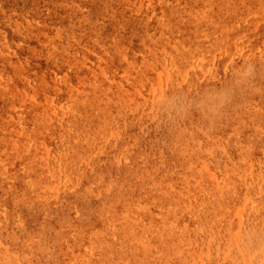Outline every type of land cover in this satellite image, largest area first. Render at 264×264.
Instances as JSON below:
<instances>
[{
  "label": "rangeland",
  "instance_id": "1",
  "mask_svg": "<svg viewBox=\"0 0 264 264\" xmlns=\"http://www.w3.org/2000/svg\"><path fill=\"white\" fill-rule=\"evenodd\" d=\"M263 103L264 0H0V264H264Z\"/></svg>",
  "mask_w": 264,
  "mask_h": 264
},
{
  "label": "bare ground",
  "instance_id": "2",
  "mask_svg": "<svg viewBox=\"0 0 264 264\" xmlns=\"http://www.w3.org/2000/svg\"><path fill=\"white\" fill-rule=\"evenodd\" d=\"M244 2V1H243ZM249 15V14H248ZM246 17H247V15H246ZM246 17H245V19H246ZM243 19V18H242ZM254 20V19H253ZM238 21V20H237ZM234 23V22H233ZM238 23H239V21H238ZM248 23V22H247ZM254 23H256V22H254ZM235 24V23H234ZM237 24V23H236ZM256 25V24H255ZM215 26V25H214ZM233 27V26H232ZM244 27V26H243ZM228 28V27H227ZM226 28V29H227ZM230 28V27H229ZM236 28V27H235ZM237 29V28H236ZM223 30H225V29H223ZM252 31V30H251ZM223 32V31H222ZM245 33V32H244ZM221 34V33H220ZM246 37V36H245ZM249 37V36H248ZM228 38V37H227ZM250 39V38H249ZM240 40V39H239ZM235 41V40H234ZM235 44V43H234ZM217 45V44H216ZM260 49V48H259ZM218 51H220V50H218ZM210 52V51H209ZM251 52V51H250ZM241 53V52H240ZM263 53V52H262ZM232 54H235V53H232ZM214 56V55H213ZM237 56V55H236ZM247 57V56H246ZM215 58V57H214ZM202 59V58H201ZM204 59V58H203ZM231 59V58H230ZM214 60V59H213ZM203 61V60H202ZM230 61V60H229ZM224 62V61H223ZM239 62V61H238ZM241 62V61H240ZM204 64V63H203ZM241 65V64H240ZM193 66V65H192ZM208 68V67H207ZM232 68V67H231ZM260 73H261V71H260ZM192 74V73H191ZM197 74V73H196ZM234 74V73H233ZM134 75V74H133ZM220 78V77H219ZM232 79H233V77H232ZM232 81V80H231ZM206 82V81H205ZM209 83V82H208ZM206 85V84H205ZM262 87V86H261ZM204 88V87H203ZM211 89V88H210ZM207 90V89H206ZM208 91V90H207ZM206 91V92H207ZM201 95V94H200ZM197 98V97H196ZM264 104V103H263ZM255 105V104H254ZM48 111V110H47ZM261 111H262V109H261ZM261 114V113H260ZM263 127V126H262ZM220 130V129H219ZM221 133V132H220ZM96 137V136H95ZM96 140V139H95ZM97 141V140H96ZM86 142V141H85ZM88 145V144H87ZM98 145V144H97ZM99 146V145H98ZM222 146V145H221ZM220 154V153H219ZM135 179V178H134ZM130 184H132V183H130ZM131 189V188H130ZM217 194H219V193H217ZM159 195V194H158ZM164 198V197H163ZM202 211V210H201ZM200 211V212H201Z\"/></svg>",
  "mask_w": 264,
  "mask_h": 264
}]
</instances>
